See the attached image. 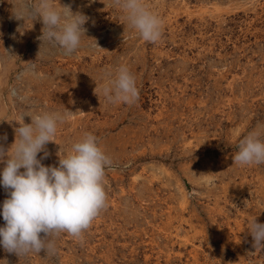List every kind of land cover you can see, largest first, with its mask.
Masks as SVG:
<instances>
[{
  "label": "rangeland",
  "instance_id": "rangeland-1",
  "mask_svg": "<svg viewBox=\"0 0 264 264\" xmlns=\"http://www.w3.org/2000/svg\"><path fill=\"white\" fill-rule=\"evenodd\" d=\"M33 2L0 0V144L21 116L71 111L42 163L94 134L112 160L107 207L81 238L50 237L52 253L0 246V264H264L248 232L264 223V164L232 158L249 132L264 139V0H143L162 21L156 43L113 0H54L88 17L72 55L39 39V20L15 18ZM121 65L139 90L131 105L99 92ZM6 198L0 185V211Z\"/></svg>",
  "mask_w": 264,
  "mask_h": 264
},
{
  "label": "clouds",
  "instance_id": "clouds-1",
  "mask_svg": "<svg viewBox=\"0 0 264 264\" xmlns=\"http://www.w3.org/2000/svg\"><path fill=\"white\" fill-rule=\"evenodd\" d=\"M113 5L125 14L128 25L145 42L156 43L161 39L162 21L143 0H113ZM14 16L17 20L24 21L27 16L42 22L39 39L57 45L65 55H72L80 47L81 36L86 32L83 25L88 20L80 12L73 13L70 6L57 8L54 0H34ZM96 90L97 87L95 94ZM99 92L111 104L131 105L139 98L135 77L124 65L116 69L114 78L99 86ZM71 113L32 115L29 116L31 123L27 124L21 116L16 121L19 127L14 129V143L7 151L0 144V163L5 165L0 171V185L7 193L0 211L5 221L0 227V246L8 253L18 257L39 254L42 250L52 253L55 246L50 237L67 233L81 238L107 207L103 181L112 160L94 134L85 132L67 154L61 155L60 149L58 166L42 163L50 155L46 145L54 142L58 125ZM6 139V134L0 137V140ZM41 152L43 156L38 159ZM232 158L234 164L242 167L264 164L261 133L253 130L244 136ZM248 232L253 238V247L264 250V223L257 222L255 217Z\"/></svg>",
  "mask_w": 264,
  "mask_h": 264
}]
</instances>
